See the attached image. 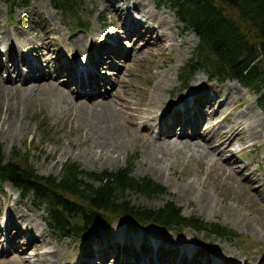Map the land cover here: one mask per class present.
<instances>
[{
  "label": "rangeland",
  "instance_id": "rangeland-1",
  "mask_svg": "<svg viewBox=\"0 0 264 264\" xmlns=\"http://www.w3.org/2000/svg\"><path fill=\"white\" fill-rule=\"evenodd\" d=\"M24 1L26 4L23 7L12 9L11 15V9L5 0H0V30L10 32L8 39L19 44L20 50L25 55L32 56L30 49L39 48L42 43L40 39L45 38L48 33L49 40L53 41V44L51 42L48 46L51 47L50 49L56 47L54 53H49L51 58L63 55V58L68 56L67 58L72 59L69 54V50L73 48L71 40L82 36L86 41L90 37L99 39L101 38L98 36L100 32L106 30L113 33L115 27L119 25L116 23L119 22L116 16L119 14L113 13L112 7L108 6L107 11H104L103 8L109 4L106 0H81V4L73 13L53 8L50 0ZM148 1L156 4L155 0ZM162 5L161 7L156 5L154 13L156 16L165 13L163 15L167 16L169 21H176L175 30L170 31L172 38L161 44V48H158L159 43L156 39L150 41L149 38H145L146 40L142 41L139 49L135 51H133L134 42L128 38V40L122 38L119 46L127 56L124 59L120 57V60L112 57L110 60H106L110 61L109 65L103 69L99 68L100 76L112 82V84L105 83L104 88L100 89L102 93H105L103 102H107L112 107L113 112L119 118L117 123L119 122L125 128L124 138L116 140L118 145L122 144L121 147L105 152L103 149H96L90 134H86L75 122L74 113L66 115L52 107L55 95L58 94L56 92L60 88L57 85H64V79L55 76L58 71L54 72V68H52L46 70L50 74L47 73L48 81L57 78L55 81L58 82L57 85H43L41 82V88L44 91L36 92L34 99L28 104L20 100V93L23 91L9 87L0 80V144L2 151L5 156L9 157L13 151L26 153L28 150L29 160L33 167L37 173L43 175H58L63 163L67 160L78 163L83 170L95 173L106 169L114 170L129 161L133 163L131 175L137 178L150 177L166 189L164 194L154 198L129 193L127 197L132 204L158 208L166 201H172L180 208V214L195 216L208 223L215 222L229 227L234 231L235 236L217 237L212 234L207 236L202 232L197 233L190 227L180 231H161L162 229L152 223L139 227L131 224L125 218L117 217L113 220L111 229H101L94 236L97 238L87 241L93 236L90 234V238L80 244L75 242L72 235H63L50 226L48 227L43 208L33 203L31 195L23 198L16 188L4 183L0 184V223L7 220L11 210L14 209L13 211L17 214L19 213L16 210H21L24 214L21 217L36 220L35 224H32L33 227L26 230L28 237L37 235L38 232H44V238L19 253L14 252V249L2 242L0 244V264H26V261L29 262L28 264H77L79 258L84 259V254L79 253L89 249L88 244L98 240V237L99 240H103L102 238L118 240L119 237H116L118 235L125 233L130 236L129 232L135 235V231L142 232L143 230L148 233L156 232L155 235L159 236L161 242L163 241L167 245L173 241L175 243L187 242L186 239H182V235L192 233L196 237L195 242L205 252L218 250L223 253L225 251L224 256L229 254L231 258L237 256V260L241 261L240 264H243V260H247L250 262L249 264H257L260 259L264 258V109L260 108L257 95L247 88H245L246 90L238 86L239 90L234 88L233 94L240 101L239 105L237 104L234 108L231 106L229 108L231 113L222 121L223 124L230 125L240 118L244 127L250 125L244 132V135L253 139H249L251 140L249 145L246 148L239 144L232 147V154L239 161V165L237 164L231 169L222 163L223 159L219 156L220 148L218 149L219 154L214 152L211 157L210 153V156H198L197 154L188 156L181 154L178 149L173 147V151H169L172 149L170 148L168 153L163 155L159 173L156 174L153 170L147 169V156L152 153L154 146L159 144L152 139H156L153 129L151 138L147 136L143 124L149 122L142 118L144 115H138L141 112L137 109L142 107L141 111L148 113V109L151 111L154 109L153 107L157 106L155 108V112H157L164 103L178 101L180 97L175 98L174 96L178 95L176 93L180 84L179 71H182L185 63L193 57L198 43L197 36L190 29H185L188 31L177 34V30L179 31V28L183 27L182 23L174 18L173 11L167 4ZM132 15L140 14L136 12ZM28 17L32 20L31 22L27 21ZM78 20L82 25L77 24ZM29 28L32 30L27 33ZM94 29H98V31H93ZM43 31L47 33L43 34ZM142 31L144 33V30ZM23 32L34 38L31 45L26 44ZM6 41L4 44H0V50L7 47ZM103 41L106 43L105 40ZM97 42L99 43L98 40ZM98 43L94 47H99ZM104 45L100 46L101 52H103ZM88 49L93 48L88 47ZM81 53L75 57H82ZM116 74H119L120 79H114ZM2 76L6 78L7 74L3 72ZM12 77L14 78L15 75L12 74ZM196 77L205 85H216L221 88L229 85L235 86L230 82L235 80L223 83L210 82L203 70H197L191 75L188 87ZM113 83L117 86L114 87ZM158 84L161 85V89L155 88ZM63 92L66 91L63 90ZM71 98L76 99L74 95H71ZM96 99L89 97L86 101L93 103ZM95 107L94 105V109ZM120 109H126L125 113L120 115ZM41 123L42 126H40ZM254 126L255 130L253 131L251 129ZM216 128L217 126L208 134L210 144L214 148L219 146L217 137L219 131L217 132ZM204 129V127L200 128L201 133H205ZM257 129H260V133L255 137ZM116 143L115 145L118 146ZM253 144L254 146H251ZM226 157L228 156L226 155ZM248 178L253 180L251 186L246 184V179L249 182ZM188 185L189 189H184ZM204 196L209 198V203H205ZM227 209L231 212H228ZM232 218L236 221L233 222ZM27 239L25 238L21 242L24 243ZM112 246L114 247V245ZM2 249L5 252L11 251L1 253ZM118 256L114 258L115 264Z\"/></svg>",
  "mask_w": 264,
  "mask_h": 264
},
{
  "label": "bare ground",
  "instance_id": "bare-ground-1",
  "mask_svg": "<svg viewBox=\"0 0 264 264\" xmlns=\"http://www.w3.org/2000/svg\"><path fill=\"white\" fill-rule=\"evenodd\" d=\"M106 2L109 4L103 8L104 11H107L106 8H109L108 6L112 7L111 10L113 13L120 15H116L119 21L116 23H119V25L115 27L113 33L112 31L109 33L106 30L100 32L98 36L101 38L99 39L90 37L86 41L82 36L71 40L70 43L73 48L69 50L71 52H69V54L72 56V59L67 58L68 56L63 58V55H57L55 58H51L49 53H54L56 47L50 49L51 47L48 46L51 42L53 44V41L49 40L46 31H43V34L47 33V35L45 38L40 39L42 41L40 47H33L30 49L31 56L30 54L25 55L23 51L20 50L19 44L8 39V37H10V32L0 30V44H4L8 39L6 41L7 47L0 50L1 82L9 87L18 88L23 91L20 93V100H22L23 103L28 104L34 99L36 92L39 90L42 91V84L57 85L56 83L58 82H55L57 81V78L56 80H52L53 82L48 81L49 72L46 71L54 68V72L58 71L55 76L62 77V79H64V85H57V87L59 86L61 89L58 87V92H56L58 94L55 95L54 104H52L53 102L51 103L52 107H54L56 111H61L66 115L74 113L75 122L79 124L80 128L85 131L86 134H90L94 140L95 148L103 149L104 152L109 151L110 149V151H113L116 148L118 149L119 146H122V144L118 145L116 140L124 138L125 128L119 122L117 123L119 118L117 117V114L113 112L112 107L107 102H103L105 99V93H102L100 89L102 87L104 88L103 85L105 83L112 84V82L105 80V78L100 76L99 68L103 69L109 65L110 61L107 62L106 60H110L112 57H116L120 60V57L121 59H124L127 56L119 46L122 38L125 40L128 38L134 42L135 46L133 51L139 49L141 42L146 40L145 38H149L150 41L156 39L159 43L158 48H161V44L168 42V39L172 38L170 31L175 30L174 28L176 26V21L172 22L167 19V16L164 17L163 14L165 13L156 16L154 11L156 10L155 6L157 4H155V2L148 0H106ZM136 12L140 15H132L134 13L136 14ZM173 16L179 21L175 14ZM27 21L31 22L32 20L28 17ZM182 25L183 27H180L179 31L177 30V34L179 32L183 33L184 31H188L185 30L188 28L184 24ZM31 30V28L27 29V33ZM142 30H144V33H142ZM93 31H98V29H94ZM23 35L26 38V44L31 45L34 42L33 37L27 36L24 32ZM103 40H105L106 43H103ZM96 43L100 46L106 44L104 45V47H106H103V52L100 51V46L94 47ZM88 47H92L93 49L89 50ZM81 52L85 54H82ZM79 53H81L82 57L78 56V58H76L75 55H80ZM47 55H49V57H47ZM116 70L118 71V69ZM3 72L7 74L6 78L2 76ZM12 74L15 75L14 78L12 77ZM164 76L162 77V80ZM114 79H120L119 74H116ZM41 82L43 83L41 84ZM230 82L235 84V86L229 85L221 88L216 85H205L196 77L190 87H187L185 91L179 93L178 96L180 98L177 102L170 101L164 103V105H162L163 107L157 112H155L157 106L153 107L154 109L151 111L148 109V113H144L145 111L142 112V107L137 109L141 112L138 115H144L142 118L149 122L143 124L147 136L151 138L152 133H156L154 135L156 139H152L159 144L158 146H154L152 153L147 156V169L153 170L156 174L159 173L163 155L167 154L170 148L172 149L169 151H173V147L178 149L181 154L183 153L188 156L197 154L198 156L211 155V157L214 152H218V149L220 148L221 151H219L220 154L219 152L218 154L220 158L223 159L222 163L228 165L231 169L239 163L235 155L232 154V147L239 144L246 148L249 145V142H251L249 139L252 138L248 135H244L246 128H249L250 125L244 127L241 124L240 118H237L232 124L229 123L230 125L222 123L228 114L231 113V109L229 108L231 106L234 108L238 102H240L233 94L234 88L239 90L238 87H240L246 90L244 87H241L238 82ZM116 86L117 85L114 84V87ZM160 86L161 85L158 84L155 88L161 89ZM63 90L67 93L63 92ZM71 95H74L76 99H72ZM89 97H95L97 99L93 101V103H87L86 99ZM119 101L121 102V100ZM94 105L96 106L95 109ZM125 110L126 109H122L119 112L120 115ZM131 124L133 125L132 122ZM216 126L217 132L219 131L217 134L219 146L214 148L210 144L208 134ZM202 127L205 128V133H201L200 128ZM152 129L154 131L151 133ZM260 129H257L255 137L259 135ZM251 130L254 131L255 126ZM115 143L118 146H116ZM251 146H254V144ZM226 155L228 157H226ZM248 180L249 182L246 179V184L251 186L253 180L251 178H248ZM184 189L188 190L189 185L184 187ZM204 198L205 203H209V198L206 196H204ZM13 210L8 213L7 220L1 222L4 226L0 225V244L3 242L9 246V248L14 249V252L19 253L25 251V248L31 246V244L38 243L37 241L42 240V238H44V232H38L39 234L28 237L26 230L33 227L32 224H35L36 220L21 217L24 215L21 210H16L19 214ZM227 211L231 212L228 209ZM231 220L233 222L236 221L233 218ZM239 223H241V221ZM143 231H135V235H132L129 232L128 235L130 236H127L125 233L116 236L119 237L118 241L120 242H123L120 238L123 237L125 239V243L118 247H115L118 244L113 247L110 243L106 244L102 242L103 240H95L90 244L88 251L86 250L79 253L84 254V259L79 258L78 262L80 264H115L114 258L117 255L119 256L116 260V264H240L241 262L240 260H237V256H232L233 258L229 256L230 254L224 256L225 251L223 253L218 252V250L205 252L200 248L197 242H195L196 237L193 236L192 233L182 235V239H186L187 242L179 241L175 243V241H173L170 243V251L172 254H168L162 249L161 238H158L159 236L155 235L157 234L156 232L148 233ZM12 232H14V234H12ZM25 238H28L27 241L22 243L21 240ZM75 242L77 243L79 241L75 239ZM81 242L79 243L82 244ZM177 248H179L177 255L178 258H176L177 256L175 257V251ZM187 258L188 260H185ZM28 263L29 262L26 261V264ZM73 263L76 262L73 261ZM249 263L250 262L247 260H243V264ZM257 264H264V258L260 259Z\"/></svg>",
  "mask_w": 264,
  "mask_h": 264
},
{
  "label": "trees",
  "instance_id": "trees-1",
  "mask_svg": "<svg viewBox=\"0 0 264 264\" xmlns=\"http://www.w3.org/2000/svg\"><path fill=\"white\" fill-rule=\"evenodd\" d=\"M155 1L158 7L167 4L198 38L193 57L179 71L178 92L185 90L191 75L202 69L209 81L235 80L249 89L264 109V0ZM5 2L11 15L12 9L26 4L24 0ZM50 4L73 13L81 0H50ZM132 169L133 163L128 161L114 170L95 173L67 160L58 175H43L33 167L28 150L13 151L7 157L0 144V184L12 185L23 198L31 195L33 203L43 208L48 227L63 235L83 239L98 229H108L120 217L134 225L154 223L162 230L190 227L207 236H235L229 227L180 214L172 201L158 208L132 204L129 193L154 198L166 192L150 177L131 175Z\"/></svg>",
  "mask_w": 264,
  "mask_h": 264
},
{
  "label": "water",
  "instance_id": "water-1",
  "mask_svg": "<svg viewBox=\"0 0 264 264\" xmlns=\"http://www.w3.org/2000/svg\"><path fill=\"white\" fill-rule=\"evenodd\" d=\"M77 24H78V25H82L81 22H80L79 20L77 21Z\"/></svg>",
  "mask_w": 264,
  "mask_h": 264
}]
</instances>
